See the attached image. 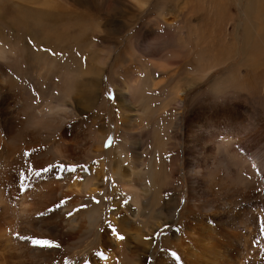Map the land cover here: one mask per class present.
Instances as JSON below:
<instances>
[{
  "label": "rangeland",
  "instance_id": "rangeland-1",
  "mask_svg": "<svg viewBox=\"0 0 264 264\" xmlns=\"http://www.w3.org/2000/svg\"><path fill=\"white\" fill-rule=\"evenodd\" d=\"M254 1L0 0V46L5 49L0 73L22 78L24 86L39 95L44 113L51 102L67 105L72 94V116L54 122L75 126L72 160L61 156L54 161L85 165L98 175L82 169L76 173L79 177L69 173L79 187L68 203L83 230L60 246L51 264H135L132 255L138 264H156L161 254L175 264H187L179 248L189 190L204 196L199 185L209 180L208 171L225 167L237 174L243 165L226 157L231 143L233 151L260 157V172L253 175L263 185L264 0ZM123 72L136 78L127 94L117 84ZM145 97L152 109L144 127L130 130L124 116L136 112L127 105L141 113ZM127 154L138 158L136 183L142 203L140 218L120 229L109 222L113 208L124 200L120 180ZM115 168L118 176L112 174ZM188 169L199 174H188ZM261 182L258 187L243 184L233 197L236 216L244 218L245 226L239 229L236 246L246 242L253 251L264 250ZM232 194L206 199L212 206L223 205L227 202L222 199ZM81 205L86 208L76 211ZM105 224L115 240L125 237L121 255L115 253L112 239L97 249L96 235ZM153 224L159 228L149 238L146 231ZM241 256L240 251L234 259L240 261ZM7 257L15 264L20 252Z\"/></svg>",
  "mask_w": 264,
  "mask_h": 264
},
{
  "label": "bare ground",
  "instance_id": "bare-ground-1",
  "mask_svg": "<svg viewBox=\"0 0 264 264\" xmlns=\"http://www.w3.org/2000/svg\"><path fill=\"white\" fill-rule=\"evenodd\" d=\"M251 11L252 8L249 4L246 12L250 13ZM4 54L5 49L0 46V58ZM123 73L122 80H118L117 84L124 86L121 87L120 92L127 94L133 88V81L136 78L129 73ZM68 81L69 79L65 80V82ZM23 82L25 83L22 78L14 79L6 72L0 73V264H13L9 262V259L7 261L9 258L7 254L15 250L20 252V259L17 257L19 261L15 258L18 263L21 261V264H51L60 248H34L23 237L46 238L61 246L63 243L73 241L82 235L80 231L83 228L75 220L76 212L72 209V205L67 203L63 207H56L58 202L64 199L69 200L71 197L74 198L78 194L79 184L78 180L69 176V172L53 169L50 172L42 173L41 176H34L31 175L30 171L28 174V168L31 165L33 171H40L50 164H59V161H54L58 157H71L72 143L70 142L74 140L72 139V128L75 126L72 122L63 121L58 127L59 125L57 126L54 122L60 116H63V119L72 116L73 97L72 94L67 97V105L57 106L51 102L46 113H44L45 110L40 107V98L37 92L34 89H27ZM182 96L183 93L178 95L180 100ZM121 103L123 104L124 101L121 100ZM131 105L130 103L127 107L136 114L125 115L124 120L128 129L135 130L134 126L138 125L141 130L152 109L151 102L145 97L144 109L141 113ZM43 138L48 140L43 141ZM229 146L232 150L227 151L226 157L234 158L237 164L243 165L237 174H230L225 167L220 168L219 171H205L209 180L206 184L202 181V184L199 185L202 187L204 196H201L200 192L201 195L197 194L198 197L192 192L194 189L189 190L184 215L186 221L182 222L180 227L182 244L179 248V251L185 255L187 264H241L244 260H246L245 264H260L264 258V250L253 251L246 242L237 247L239 229L244 226L242 221L244 218L240 217V214L237 215L240 219L242 218L240 221L239 217L236 216L239 212L235 213L234 211L237 208V201L233 199V197L238 196L240 186L245 183L260 186L258 183L261 182V179L259 181L257 177L255 178L253 172L256 173L257 170L260 172L261 160L257 155H247V157L241 151H233L235 145L232 143ZM25 152L28 155H24ZM95 154L98 157L100 153ZM115 159L116 156L114 161ZM137 161L138 158L133 154H127L124 157L125 164L121 171V174H124L121 175L122 180H120L124 200L113 208L110 226L121 229V227L136 222L140 218L142 196L136 183L138 177ZM187 172L188 174L193 173V175L198 173L192 169H188ZM23 173L28 178L26 180L27 188L21 193L19 191V176L22 177ZM85 174L98 176L91 169ZM112 174L118 176L119 172L115 168L112 170ZM74 175L79 177L76 173ZM198 177L203 179V176ZM188 180L191 184V177ZM224 192L226 194H223ZM89 193L93 194L94 191L89 190ZM231 193L234 194L222 199V201L227 202L223 205L212 206L206 199V195L227 196ZM47 208L54 210L48 213ZM40 212L46 214L39 216ZM99 213H101V208H99ZM246 221L248 220L246 219ZM153 225L146 231L149 238H153L156 229L159 228V224ZM226 227L235 230V232L227 230ZM17 234L21 236L20 239L14 238ZM96 237L98 240L97 249H101L112 239L111 243H116L117 252L114 250L115 253L122 254L121 240H115V235L110 236L107 224ZM185 244L189 247L186 248ZM151 246L152 244L148 247ZM240 251L241 260L236 261L234 258L239 256ZM133 253L137 254L138 252L134 251ZM135 256L137 258V255H132L136 260L135 264H138ZM92 257L94 256L89 257L90 261L93 260ZM165 258L164 254H161L158 256L156 264H175L174 261ZM15 259L13 260L16 264Z\"/></svg>",
  "mask_w": 264,
  "mask_h": 264
},
{
  "label": "snow or ice",
  "instance_id": "snow-or-ice-1",
  "mask_svg": "<svg viewBox=\"0 0 264 264\" xmlns=\"http://www.w3.org/2000/svg\"><path fill=\"white\" fill-rule=\"evenodd\" d=\"M135 3L138 2V0H134ZM31 42V41H30ZM42 51H48L50 55H58V53L55 52H51V50H46V49H42ZM109 99H111V96H109ZM110 146V141L105 143V148H108ZM24 155H28L27 152L24 153ZM93 163H96V161H93ZM53 169H56L58 171H63V172H69V173H77L78 169H82L84 172H88L90 171L89 168H87L85 165H65L63 163H59V164H50L47 167H43L42 170L40 171H33L32 166L30 165V168H28V174L29 171L31 172V175L34 176H41L42 173H46V172H50ZM27 175L25 173L22 174V177L19 176V183H20V188L19 191L21 193H23L26 188H27V184H26V180H27ZM69 202L68 199H64L60 202L57 203L56 207L60 208L63 207L64 205H66ZM93 203L99 204L100 201L96 200L95 198H93ZM84 208H86V205H81L80 209H76V211H80L83 210ZM53 208H47V212H51L53 211ZM46 213L45 212H40L38 215L39 216H44ZM167 227V226H166ZM262 234H264V229H262ZM15 239H20L21 236L19 234L14 236ZM25 240H27L28 242L31 243V245L34 248H60V245L57 243H54L53 241H49L47 239H39V238H32V237H23ZM119 239L121 241H123L125 239V237H123L122 235L119 237ZM146 239H149L148 237H146ZM97 255H100L99 253H97ZM63 264H69V262L67 260H65L63 262Z\"/></svg>",
  "mask_w": 264,
  "mask_h": 264
}]
</instances>
